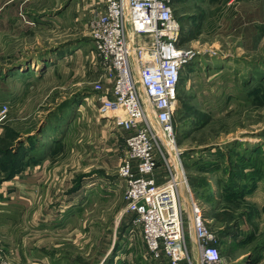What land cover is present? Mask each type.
Wrapping results in <instances>:
<instances>
[{"label":"rangeland","instance_id":"rangeland-1","mask_svg":"<svg viewBox=\"0 0 264 264\" xmlns=\"http://www.w3.org/2000/svg\"><path fill=\"white\" fill-rule=\"evenodd\" d=\"M200 1L173 0L179 45L194 52L178 84L175 145L160 132L142 95L156 140L155 176L160 185L177 184L188 255L180 264H193L199 255L191 201L200 206L226 264H264V46L244 49L241 37L250 25L242 4L230 11L227 1ZM236 10L229 24L228 13ZM90 19L70 29L42 28L46 50L0 43V105L8 106L0 149L25 142L22 153L49 158L59 181L53 193L51 179L42 190L35 178L34 188L21 195L22 220L10 218L0 232V264H169L146 249L133 215L124 211L117 171L127 133L98 112L97 99L109 91L105 83L95 89L104 67ZM59 38L75 42L52 53L48 46ZM17 50L51 58L11 66Z\"/></svg>","mask_w":264,"mask_h":264},{"label":"built area","instance_id":"built-area-1","mask_svg":"<svg viewBox=\"0 0 264 264\" xmlns=\"http://www.w3.org/2000/svg\"><path fill=\"white\" fill-rule=\"evenodd\" d=\"M101 2L103 10L89 20L93 48L104 67L95 89L98 92L104 83L107 85L109 92L97 99L98 112L115 129L127 133L117 171L124 183V211L133 215L131 224L140 229L145 247L153 257L179 264L188 255L177 184L157 183L156 140L142 95L160 132L175 145L171 119L178 84L183 67L194 52L179 45L180 26L174 17L173 0ZM7 110L6 103L0 105V126ZM191 209L199 252L193 264H226L215 234L206 227L201 208L191 201Z\"/></svg>","mask_w":264,"mask_h":264},{"label":"crops","instance_id":"crops-1","mask_svg":"<svg viewBox=\"0 0 264 264\" xmlns=\"http://www.w3.org/2000/svg\"><path fill=\"white\" fill-rule=\"evenodd\" d=\"M201 1L205 5L204 2L206 3L208 0ZM222 1H227L230 11L234 10L237 4H242L245 8L248 15L245 26L250 25V29L246 35L241 37L244 49L245 46L256 50L262 48L264 46V0ZM102 10L101 0H3L2 5H0V43H3L4 47L13 49L24 50L32 48L46 50L43 40L45 30L42 28L48 26L53 27V30H59L60 28L70 29L71 26L80 25L84 18L87 19ZM240 11L245 15L243 10ZM237 12L238 10L228 13L229 24H234L233 20L236 18ZM203 16L197 7V17L201 18ZM74 42L75 40L69 39L61 43L59 38L55 44L48 46V49H52V53H54L55 49L61 50L64 46L71 47ZM21 50L11 54L10 59H15L11 66H27L32 59H34L33 63H35L39 60L51 58L50 56L37 58L35 54L32 55L33 57L24 56L20 52ZM55 54L52 55L54 56ZM1 161H4L2 157H0ZM56 170L57 168L50 164L49 158H38L36 163H33L29 155L22 157L12 176H9V173L1 172L0 169V232L4 233L5 229L10 227V218L16 223L22 220L23 210L21 205L24 199H22L21 195L25 190L34 188L35 178L38 183H43L42 190L44 180L46 178L51 179V182L47 184V188L48 190L52 188L54 193V189L59 185V181L55 176ZM77 190L74 188L71 193Z\"/></svg>","mask_w":264,"mask_h":264},{"label":"trees","instance_id":"trees-1","mask_svg":"<svg viewBox=\"0 0 264 264\" xmlns=\"http://www.w3.org/2000/svg\"><path fill=\"white\" fill-rule=\"evenodd\" d=\"M174 2H175V0H174ZM14 134H16V133H14ZM12 140H14V142H15L16 136L14 138L12 137ZM26 143L28 144V146L31 144V142H29L28 140ZM21 144H22V146H21ZM25 147H26L25 142H23V143L21 142V143L17 144V146L15 145L13 148L12 147L10 148V146H9V147H4L3 149H0V157H2L4 159V161L0 162V165H1L0 169L2 172H4V173L6 172L7 174L9 173V176H12L14 174L18 164L21 162L22 157L25 155H29V157L32 159V162L36 163L39 156L31 155L29 153L23 154L22 152L25 149Z\"/></svg>","mask_w":264,"mask_h":264},{"label":"bare ground","instance_id":"bare-ground-1","mask_svg":"<svg viewBox=\"0 0 264 264\" xmlns=\"http://www.w3.org/2000/svg\"><path fill=\"white\" fill-rule=\"evenodd\" d=\"M180 41V40H179ZM174 147V146H173ZM174 149H176V148H174ZM184 183V182H183ZM183 186V185H182ZM184 186L186 187V185L184 184ZM214 189V188H213ZM124 198V197H123ZM125 202V201H124ZM200 207V206H199ZM205 221V220H204ZM205 224H206V222H205ZM206 227H207V224H206ZM207 229H208V227H207ZM209 230V229H208ZM196 246H197V244H196ZM217 248H218V250H219V247H218V243H217ZM220 251V250H219ZM221 253V252H220Z\"/></svg>","mask_w":264,"mask_h":264}]
</instances>
